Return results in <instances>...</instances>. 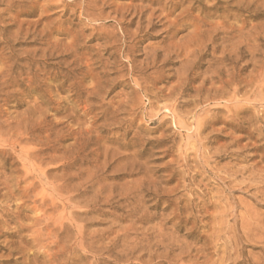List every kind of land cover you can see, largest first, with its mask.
I'll list each match as a JSON object with an SVG mask.
<instances>
[{"label":"rangeland","instance_id":"1","mask_svg":"<svg viewBox=\"0 0 264 264\" xmlns=\"http://www.w3.org/2000/svg\"><path fill=\"white\" fill-rule=\"evenodd\" d=\"M0 215V264H264V0H0Z\"/></svg>","mask_w":264,"mask_h":264},{"label":"bare ground","instance_id":"2","mask_svg":"<svg viewBox=\"0 0 264 264\" xmlns=\"http://www.w3.org/2000/svg\"><path fill=\"white\" fill-rule=\"evenodd\" d=\"M121 10H122V9H121ZM196 21H197V20H196ZM140 38H141V37H140ZM239 53H241V52H239ZM236 55H238V54H236ZM225 59H226V58H225ZM225 59H224V60H225ZM219 60H220V59H219ZM226 60H227V59H226ZM229 60H230V59H229ZM229 60H228V61H229ZM231 61H232V60H231ZM233 62H234V61H232V63H233ZM223 63H224V62H223ZM221 64H222V62H221ZM218 65H219V64H218ZM237 65H238V64H237ZM228 70H229V69H228ZM235 70H236V69H235ZM218 72H220V70H219ZM218 72H217V75L214 74V76H216V77L211 78V80H213V82H214V80L216 79L217 82H219V83L221 82L220 85L223 84V86H222L221 88H225L226 85L230 87L231 84H233L234 80H231V79H230L229 81L226 80V82H223V81H224V80H223L224 77H223V75H222V77H223V78H222L223 81H222V80L220 79V78H221L220 73H218ZM223 72H224V71H223ZM225 72H227V71H225ZM223 74H224V73H223ZM224 75L227 76V75H229V74L227 73V75H226V74H224ZM232 75H234V74H232ZM232 75H231V76L229 75V76L232 77ZM235 75H236V74H235ZM235 75H234V76H235ZM186 76H187V75H186ZM211 77H212V76H211ZM235 83H236V82H235ZM237 84H238V83H237ZM218 86H219V85H218ZM234 86H235V85H234ZM236 86H238V85H236ZM236 86H235V87H236ZM235 87H234V88H235ZM238 87H239V86H238ZM232 88H233V85H232ZM232 88L230 87V89H232ZM234 88H233V89H234ZM218 89H220V88H218ZM221 90H222V89H221ZM235 90H236V89H235ZM238 90H239V89H238ZM217 91H218V90H217ZM224 91H225V90H224ZM224 91H223V92H224ZM236 91H237V90H236ZM234 92H235V91H234ZM219 93H221V92H219ZM215 94H216V93H215ZM216 95H217V94H216ZM221 96H222V95H221ZM221 96L218 95V97H221ZM223 96H224V95H223ZM233 96H234V94H233ZM216 97H217V96H216ZM218 97H217V98H218ZM66 100H67V99H66ZM175 101H176V100H175ZM228 101H229V100H228ZM35 103H36V102H35ZM233 104H234V103H233ZM34 105H35V104H34ZM163 107H164V106H163ZM166 110H167V108H166ZM170 111H171V109H170ZM25 120H26V119H25ZM202 120H203V119H202ZM201 122H202V121H201ZM203 122H205V121H203ZM242 122H243V121H242ZM39 123H40V122H39ZM39 123H38V124H39ZM205 123H206V122H205ZM199 124H200V123H199ZM202 124H203V123H202ZM202 124L200 125V127L202 126ZM229 124H230V123H229ZM195 125H196V124H195ZM197 127H198V125H197ZM203 127H204V125H203ZM17 132H18V131H17ZM53 133H54V132H53ZM56 133H57V132H56ZM194 133H195V132H194ZM54 134H55V133H54ZM63 135H64V134H63ZM77 144H78V143H77ZM86 144H88V143H86ZM25 145H26V144H25ZM103 156H104V155H103ZM104 158H105V157H104ZM112 158H113V157H112ZM9 160H10V159H9ZM235 175H236V174H235ZM18 176H19V175H18ZM19 177H20V176H19ZM55 178H56V176H55ZM59 181H61V180H59ZM65 181H66V180H65ZM60 183H61V182H60ZM85 190H86V189H85ZM69 191H70V190H69ZM98 191H99V190H98ZM86 192H87V191H86ZM97 193H98V192H97ZM19 201H20V200H19ZM47 202H48V201H47ZM103 213H104V212H103ZM0 216H1V215H0ZM21 227H23V226H21ZM130 228H131V227H130ZM45 229H46V228H45ZM59 229H60V228H59ZM56 230H57V229H56ZM5 231H6V230H5ZM19 231H20V230H17L16 233L18 234ZM60 234H61V233H60ZM33 243H34V241H33ZM35 243H37V242H35ZM50 245H51V246H50ZM50 245H49V248L52 247V245H53V247H57V246H56V245H57V242H54V243L52 242ZM47 247H48V246H47ZM103 247H104V246H103ZM19 250H20V249H19ZM19 250H18V251H19ZM22 250H24V249H21V251H22ZM23 252H24V251H23ZM23 252H22V253H23ZM11 253H12V252H11ZM20 253H21V252H20ZM24 254H25V253H24ZM24 256H25V255H24ZM22 258H25V257H23V254H22ZM22 261H23V260H22ZM22 261H21V262H22ZM25 261H26V259H25L24 262H22V263H21V262H20V263L18 262V264H31V262L26 263L27 261H26V262H25ZM49 262H50V261H49ZM113 263H114V262H113ZM15 264H16V262H15Z\"/></svg>","mask_w":264,"mask_h":264}]
</instances>
